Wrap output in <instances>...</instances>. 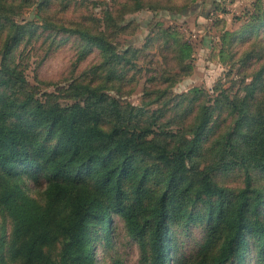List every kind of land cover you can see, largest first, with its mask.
Instances as JSON below:
<instances>
[{
	"label": "trees",
	"instance_id": "obj_1",
	"mask_svg": "<svg viewBox=\"0 0 264 264\" xmlns=\"http://www.w3.org/2000/svg\"><path fill=\"white\" fill-rule=\"evenodd\" d=\"M48 2H39L35 25L13 19L29 0H0V264H107L95 248L115 243L118 221L139 245V264H264V3L225 34L244 93L172 97L194 47L166 27L146 45L157 41L181 73L149 75L158 85L135 105L124 97L139 80L142 49L117 48L130 28L124 15L153 5L185 16L198 3L117 0L102 17L64 19L44 15ZM40 21L46 38L67 37H54L49 51L72 36L78 64L100 50L101 61L58 93L33 86L18 56ZM226 173H238V185L218 180ZM194 227L202 234L196 252L179 256L180 236Z\"/></svg>",
	"mask_w": 264,
	"mask_h": 264
},
{
	"label": "rangeland",
	"instance_id": "obj_2",
	"mask_svg": "<svg viewBox=\"0 0 264 264\" xmlns=\"http://www.w3.org/2000/svg\"><path fill=\"white\" fill-rule=\"evenodd\" d=\"M20 1L15 0V3L18 4ZM29 1L30 4L17 12L13 19L19 23L33 22L36 25L35 15L38 13L39 2L43 0ZM48 1L44 15L74 19L79 15H95L96 13L98 17H102L104 11L112 8L117 0ZM258 2L263 4L264 0H173L174 5L198 3L197 10L184 16L147 5L140 10L126 13L122 23L131 22L130 28L116 37V46L122 50L132 43L134 47L141 48L136 69L138 74L140 70L142 71L135 85L127 84L126 90L131 92L124 97V100L135 105L144 104L146 103L143 99L145 89L150 85H158L157 82L154 84L148 82L149 75L154 76L166 71H171L172 74L181 73L179 67L171 68L164 62L157 41L146 45L148 37H152L154 32L166 27H172L180 39L190 42L194 47L192 58L188 61L192 65L191 72L179 78L173 77V80L178 79L173 86L171 84V87L169 86L172 97L186 94L194 89L205 91L206 97L209 96L211 99L221 90H231L232 93H236L241 89L244 93L243 68L232 60L229 41L225 40V34L237 31L248 23L251 15L257 10ZM207 12H210L208 17L205 16ZM38 23L39 30L33 40L26 42L18 50L20 60L28 66L25 74L33 86L39 87L38 89L42 91L58 93V89L64 88V85L69 84L72 79L101 61L100 50L95 49L86 60L78 64L77 45L80 40L75 36L67 39V43L63 46L57 49L51 48L49 51L50 42L54 37L60 40L66 35L54 32L53 38H46L50 31L43 33L45 28L41 21ZM245 45L239 44L236 49L242 52L246 49ZM260 51L264 53V47ZM250 81L251 78H248L246 83ZM217 178L229 186L239 183L238 173L219 174ZM30 185L33 186L32 183ZM1 223L0 216V228ZM118 224L119 236L115 239V243L110 248H105V244L98 243L95 248L96 258L100 263L105 258L107 264H113V257L121 259L124 264H139L141 253L138 243L127 234L121 221H118ZM201 239L199 227H194L190 234L181 235L179 256L193 255Z\"/></svg>",
	"mask_w": 264,
	"mask_h": 264
}]
</instances>
